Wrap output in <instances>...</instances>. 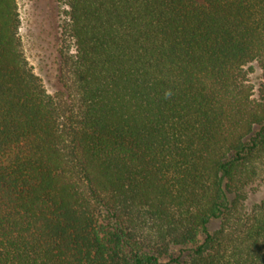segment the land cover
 Returning <instances> with one entry per match:
<instances>
[{
    "label": "trees",
    "instance_id": "obj_1",
    "mask_svg": "<svg viewBox=\"0 0 264 264\" xmlns=\"http://www.w3.org/2000/svg\"><path fill=\"white\" fill-rule=\"evenodd\" d=\"M62 5L49 92L0 0V264H264V0Z\"/></svg>",
    "mask_w": 264,
    "mask_h": 264
},
{
    "label": "rangeland",
    "instance_id": "obj_2",
    "mask_svg": "<svg viewBox=\"0 0 264 264\" xmlns=\"http://www.w3.org/2000/svg\"><path fill=\"white\" fill-rule=\"evenodd\" d=\"M17 2L21 17L20 35L25 55L47 90L53 92L57 89L56 52L59 45V25L64 11L62 0H17ZM248 79L254 97H261L264 91V71L253 65ZM260 195L261 193L257 194L258 200L261 199Z\"/></svg>",
    "mask_w": 264,
    "mask_h": 264
}]
</instances>
